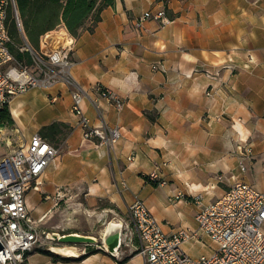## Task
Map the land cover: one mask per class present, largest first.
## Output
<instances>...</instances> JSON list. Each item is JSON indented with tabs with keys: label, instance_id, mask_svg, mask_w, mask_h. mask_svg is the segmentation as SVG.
Masks as SVG:
<instances>
[{
	"label": "crops",
	"instance_id": "crops-1",
	"mask_svg": "<svg viewBox=\"0 0 264 264\" xmlns=\"http://www.w3.org/2000/svg\"><path fill=\"white\" fill-rule=\"evenodd\" d=\"M159 9L170 22L138 24L146 10ZM46 36L43 52L73 40L71 71L92 97L81 103L91 122L122 130L112 145L85 138L72 111L71 88L62 81L31 87L9 102L12 131L21 140L55 121L69 125L54 142L60 154L39 177V189L27 193L38 229L82 233L75 230L76 217L94 209L102 240L110 222L128 230L124 259L109 256L102 245L77 264H146L129 212L136 195L173 232L197 227L198 196L208 203L238 180L264 190V0H117L93 31L74 36L62 25ZM97 83L122 97L124 108L100 97ZM153 171L166 183L150 179ZM178 191L183 198H175ZM99 201L106 205L96 210ZM216 246L204 235L203 242L183 248L197 258ZM62 257L71 258L49 255L50 263L71 264Z\"/></svg>",
	"mask_w": 264,
	"mask_h": 264
},
{
	"label": "built area",
	"instance_id": "built-area-1",
	"mask_svg": "<svg viewBox=\"0 0 264 264\" xmlns=\"http://www.w3.org/2000/svg\"><path fill=\"white\" fill-rule=\"evenodd\" d=\"M13 7L16 17V0H0V108L9 103L13 96L26 92L31 87L49 88L62 81L71 88L72 111L79 117L83 135L87 139L97 138L102 143L114 144L122 136L119 126L94 125L84 113L82 100L90 94L75 80L71 68L75 63L71 51L73 40L48 52L34 53L37 67L20 63L9 48L11 36L7 26L8 9ZM146 19L170 22L165 9L146 10L138 20ZM48 37H41L46 44ZM41 49V48H40ZM94 90L100 97H107L122 110V97L97 83ZM211 94V89L207 90ZM92 98V97H91ZM53 101L58 95L52 96ZM99 107L97 99H92ZM13 139L0 125V264H23L29 254L41 242V235L31 217L27 201L30 189H39V177L60 154L59 147L39 132L30 139H22L14 147ZM241 169L245 170V160ZM150 179L166 183L160 174L153 171ZM122 185L127 186L126 181ZM178 191L175 198H183ZM197 227H182L167 232L163 223L154 215L144 199L136 195L129 205V212L136 236L138 254L146 264H264V190L244 180H238L214 200L203 203L196 198ZM207 235L216 243L211 254L192 257L183 248L189 241L203 242Z\"/></svg>",
	"mask_w": 264,
	"mask_h": 264
},
{
	"label": "trees",
	"instance_id": "trees-1",
	"mask_svg": "<svg viewBox=\"0 0 264 264\" xmlns=\"http://www.w3.org/2000/svg\"><path fill=\"white\" fill-rule=\"evenodd\" d=\"M116 1L16 0L18 18L13 7L8 9L7 26L11 36L10 51L23 65H31L34 62V53H40L43 35L62 25L74 36H78L83 29L93 31L102 19L103 10L108 6L115 5ZM0 125L15 127L9 103L0 108ZM68 131L67 123L55 121L43 126L39 133L54 143ZM108 206L112 205L108 204ZM43 252L55 255L48 250Z\"/></svg>",
	"mask_w": 264,
	"mask_h": 264
},
{
	"label": "rangeland",
	"instance_id": "rangeland-1",
	"mask_svg": "<svg viewBox=\"0 0 264 264\" xmlns=\"http://www.w3.org/2000/svg\"><path fill=\"white\" fill-rule=\"evenodd\" d=\"M31 68H35L37 67L36 62L34 61L33 64L28 65ZM5 126L6 128V132L8 134L11 135L12 139H13V147L15 145H17L20 140L21 137L19 135H15L13 134V127L7 126V125H2ZM5 152V148L4 147H0V154ZM101 201L98 202L97 204V209L96 210H101V207L99 206H105L106 203H100ZM84 205H87V202L83 203ZM109 204V203H108ZM107 204V205H108ZM88 208V207H87ZM92 208V207H90ZM181 209H183L184 211H188L189 208H186L185 206H181ZM90 210V209H89ZM94 211V209H91L90 212H87L86 210L84 211L82 217L77 215V222L75 225V230L80 231L82 233V235H86V236H92L95 237L94 241H80L77 243H67V242H61L58 239L54 240L53 238H49L48 234L46 231H43V229L39 228L40 231V235H41V242L35 247V249L31 252L33 254V256L31 257V262L30 264H51L50 263V258L49 255L51 256V258L53 260H58V256L60 255L58 253L53 252L55 255L53 254H49L43 251H50L52 246H76L79 250L84 249L86 251V253H82V255L80 257H71V258H63V262H70L71 264H77V262H85L84 258L89 255L87 254L88 252H94L97 249H99L100 247H102L103 245V240L102 237H100V235H98L97 231L99 230L98 227L94 224V215L95 212H91ZM97 215V214H96ZM123 225V224H122ZM119 239L121 240V247L116 248L118 249V253L115 252V250H106L105 253H107L109 256L114 257L119 260V259H124V257H126L129 253V247L127 246L129 243V236H128V230L125 229V227H121L120 228V232H119ZM73 244V245H71ZM120 257V258H119ZM62 260V259H59ZM23 264H28V260L23 263ZM119 264H121V262H119Z\"/></svg>",
	"mask_w": 264,
	"mask_h": 264
},
{
	"label": "water",
	"instance_id": "water-1",
	"mask_svg": "<svg viewBox=\"0 0 264 264\" xmlns=\"http://www.w3.org/2000/svg\"><path fill=\"white\" fill-rule=\"evenodd\" d=\"M120 228L117 231H112V232H108L104 235V243H106L108 245L109 251L110 250H116V248H119L121 243H120V239H119V232H120ZM117 232V235L115 236V238L113 240H110V236L113 235L114 233ZM53 235V239L56 240L58 239L61 242H67V243H77L80 241H94L95 237L92 236H86V235H82L80 233H69V234H62L59 235L58 233H52ZM73 245V244H71ZM3 245L0 241V250L2 249ZM51 252H55L58 253L52 249H50ZM59 254V253H58ZM69 257V256H67Z\"/></svg>",
	"mask_w": 264,
	"mask_h": 264
},
{
	"label": "bare ground",
	"instance_id": "bare-ground-1",
	"mask_svg": "<svg viewBox=\"0 0 264 264\" xmlns=\"http://www.w3.org/2000/svg\"><path fill=\"white\" fill-rule=\"evenodd\" d=\"M120 226H122L120 223H117L115 221L110 222L105 232L108 233L112 231H117ZM48 237L53 238V235L50 233L48 234ZM103 247L109 250L108 245L106 243L103 244ZM51 249L58 252L62 256H69V257L81 256L82 252L85 251V250H82L81 252L76 246H52ZM115 252L118 253V249H116Z\"/></svg>",
	"mask_w": 264,
	"mask_h": 264
}]
</instances>
